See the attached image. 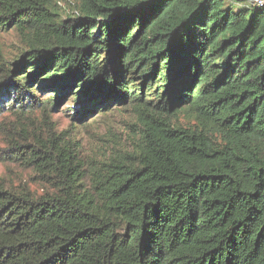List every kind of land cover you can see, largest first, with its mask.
I'll return each mask as SVG.
<instances>
[{"label": "trees", "instance_id": "obj_1", "mask_svg": "<svg viewBox=\"0 0 264 264\" xmlns=\"http://www.w3.org/2000/svg\"><path fill=\"white\" fill-rule=\"evenodd\" d=\"M59 1L0 0L24 50L0 52L3 153L53 189L0 182V264H264V6ZM68 95L78 120L112 104L139 128L98 197L48 119Z\"/></svg>", "mask_w": 264, "mask_h": 264}, {"label": "rangeland", "instance_id": "obj_2", "mask_svg": "<svg viewBox=\"0 0 264 264\" xmlns=\"http://www.w3.org/2000/svg\"><path fill=\"white\" fill-rule=\"evenodd\" d=\"M252 0H226L225 4L234 8H242ZM59 7L62 15H71L74 5L71 0H60ZM23 46L17 35L13 32H0V52L5 66L10 67L18 60ZM74 98H64L57 110L51 111L48 119L52 122L56 134L70 146L78 166L76 179L77 191L98 197L97 176L106 174V167L113 161H130L135 152L138 141L139 128L132 111L128 107H113L112 104L95 109L83 119L72 116ZM13 119L8 111L0 113V123H8ZM4 137L0 134V182L7 190L27 191L33 196L52 193V186L37 176L32 169L25 168L20 162L6 157ZM117 233L124 238L130 236L124 219H112Z\"/></svg>", "mask_w": 264, "mask_h": 264}, {"label": "built area", "instance_id": "obj_3", "mask_svg": "<svg viewBox=\"0 0 264 264\" xmlns=\"http://www.w3.org/2000/svg\"><path fill=\"white\" fill-rule=\"evenodd\" d=\"M250 5L256 7H262L264 6V0H252Z\"/></svg>", "mask_w": 264, "mask_h": 264}, {"label": "water", "instance_id": "obj_4", "mask_svg": "<svg viewBox=\"0 0 264 264\" xmlns=\"http://www.w3.org/2000/svg\"><path fill=\"white\" fill-rule=\"evenodd\" d=\"M70 96H71V95H68L67 98L70 97Z\"/></svg>", "mask_w": 264, "mask_h": 264}]
</instances>
